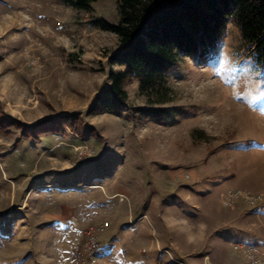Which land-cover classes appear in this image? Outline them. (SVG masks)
Masks as SVG:
<instances>
[{
    "label": "rangeland",
    "instance_id": "374dc122",
    "mask_svg": "<svg viewBox=\"0 0 264 264\" xmlns=\"http://www.w3.org/2000/svg\"><path fill=\"white\" fill-rule=\"evenodd\" d=\"M98 18L116 22L117 0H0V264H76L90 238L87 264H264V63L229 21L213 57L127 84L169 118L89 113L119 49ZM64 114L82 134L34 132Z\"/></svg>",
    "mask_w": 264,
    "mask_h": 264
},
{
    "label": "trees",
    "instance_id": "16d2710c",
    "mask_svg": "<svg viewBox=\"0 0 264 264\" xmlns=\"http://www.w3.org/2000/svg\"><path fill=\"white\" fill-rule=\"evenodd\" d=\"M78 10L89 11L97 0H66ZM116 22L102 18L93 24L113 32L119 49L108 57L109 82L87 108L89 113H139L164 120L162 109L136 108L128 103L126 86L136 80L143 91L162 87L178 71L183 57L192 61L213 57L222 46L229 21L238 27L243 45L257 63H264V0H117ZM253 48V49H252ZM75 114L60 115L39 131H60L66 126L82 134ZM9 123L1 122L0 129ZM56 127V128H55ZM26 135L35 136L34 132Z\"/></svg>",
    "mask_w": 264,
    "mask_h": 264
},
{
    "label": "built area",
    "instance_id": "2783aa9c",
    "mask_svg": "<svg viewBox=\"0 0 264 264\" xmlns=\"http://www.w3.org/2000/svg\"><path fill=\"white\" fill-rule=\"evenodd\" d=\"M105 225H108L107 221H104L99 224L98 230L102 229ZM90 245L87 247H79L77 250L72 251V256L74 258V261L76 264H87V260L91 257V254L96 251L100 247V241L97 239L90 238ZM260 246H264V244H261ZM160 251H165L164 249H160ZM257 262L254 261H247L246 264H256ZM158 264H186L182 260L174 258L173 256H170L168 260H163L162 262H158Z\"/></svg>",
    "mask_w": 264,
    "mask_h": 264
},
{
    "label": "crops",
    "instance_id": "0c3cea01",
    "mask_svg": "<svg viewBox=\"0 0 264 264\" xmlns=\"http://www.w3.org/2000/svg\"><path fill=\"white\" fill-rule=\"evenodd\" d=\"M50 186V187H53L52 186V183H37V184H34L33 185V187L32 188H35L36 186L38 187H41V186ZM56 185H58V184H56ZM36 187V188H37ZM11 210V209H10ZM10 210H7V211H5L4 213H2V214H4V216H6V215H8V212H10ZM1 217H3V216H1ZM213 234L218 238V239H220V237H222L221 236V234H222V232L220 231V230H218V228H216V230H214V232H213ZM164 246V245H163ZM131 261V263L130 262H128V263H130V264H140L138 261H135V260H132V258L130 259ZM135 262V263H134Z\"/></svg>",
    "mask_w": 264,
    "mask_h": 264
}]
</instances>
